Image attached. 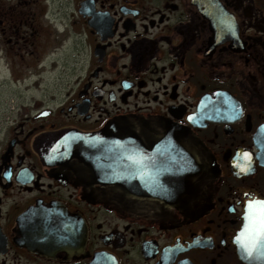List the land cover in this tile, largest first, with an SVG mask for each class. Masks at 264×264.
<instances>
[{
  "label": "flooded vegetation",
  "instance_id": "obj_1",
  "mask_svg": "<svg viewBox=\"0 0 264 264\" xmlns=\"http://www.w3.org/2000/svg\"><path fill=\"white\" fill-rule=\"evenodd\" d=\"M0 61L72 77L0 114V264H247L235 238L264 200V0H0ZM123 117L162 140L184 128L212 157L184 208L42 162L47 136ZM141 145L172 165L173 143Z\"/></svg>",
  "mask_w": 264,
  "mask_h": 264
},
{
  "label": "water",
  "instance_id": "obj_2",
  "mask_svg": "<svg viewBox=\"0 0 264 264\" xmlns=\"http://www.w3.org/2000/svg\"><path fill=\"white\" fill-rule=\"evenodd\" d=\"M161 132L170 137L156 138L157 131L150 121L123 117L90 135L72 132L49 135L43 139L39 155L47 165L78 166L76 172L90 183L108 187L128 203L156 199L168 206L184 208V198L195 196L197 183L213 177L214 163L202 143L186 129L165 125ZM143 139L173 143L172 165L159 169L152 163L149 165L147 158H162L164 153L149 154L142 148ZM241 229L235 238L240 259L247 264H264V239L246 247Z\"/></svg>",
  "mask_w": 264,
  "mask_h": 264
},
{
  "label": "rangeland",
  "instance_id": "obj_3",
  "mask_svg": "<svg viewBox=\"0 0 264 264\" xmlns=\"http://www.w3.org/2000/svg\"><path fill=\"white\" fill-rule=\"evenodd\" d=\"M59 68L61 67L57 66L53 69L54 72L52 70L51 73L46 71L39 74L33 70L29 73L23 72V68H16L15 73H10L0 61V114L2 115L3 109L9 111L24 100L40 99L43 94H63V87L72 77L61 75Z\"/></svg>",
  "mask_w": 264,
  "mask_h": 264
},
{
  "label": "snow or ice",
  "instance_id": "obj_4",
  "mask_svg": "<svg viewBox=\"0 0 264 264\" xmlns=\"http://www.w3.org/2000/svg\"><path fill=\"white\" fill-rule=\"evenodd\" d=\"M241 235L246 247L264 239V200H250L245 205Z\"/></svg>",
  "mask_w": 264,
  "mask_h": 264
}]
</instances>
